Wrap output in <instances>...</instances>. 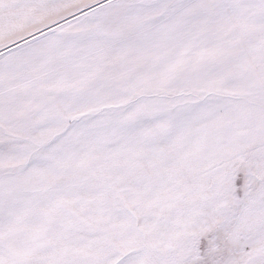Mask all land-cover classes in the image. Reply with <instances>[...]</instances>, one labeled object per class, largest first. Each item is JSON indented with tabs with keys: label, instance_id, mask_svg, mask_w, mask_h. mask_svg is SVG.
Instances as JSON below:
<instances>
[{
	"label": "snow or ice",
	"instance_id": "obj_1",
	"mask_svg": "<svg viewBox=\"0 0 264 264\" xmlns=\"http://www.w3.org/2000/svg\"><path fill=\"white\" fill-rule=\"evenodd\" d=\"M0 264H264V0H0Z\"/></svg>",
	"mask_w": 264,
	"mask_h": 264
}]
</instances>
